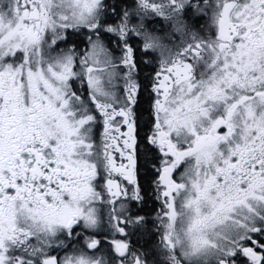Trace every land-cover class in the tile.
Wrapping results in <instances>:
<instances>
[{
  "label": "snow or ice",
  "instance_id": "snow-or-ice-1",
  "mask_svg": "<svg viewBox=\"0 0 264 264\" xmlns=\"http://www.w3.org/2000/svg\"><path fill=\"white\" fill-rule=\"evenodd\" d=\"M0 264H264V0H0Z\"/></svg>",
  "mask_w": 264,
  "mask_h": 264
}]
</instances>
